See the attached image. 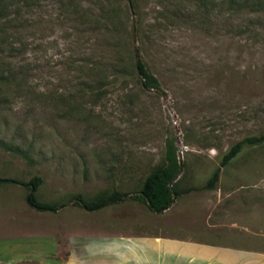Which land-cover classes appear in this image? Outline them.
Returning a JSON list of instances; mask_svg holds the SVG:
<instances>
[{"label": "rangeland", "instance_id": "1", "mask_svg": "<svg viewBox=\"0 0 264 264\" xmlns=\"http://www.w3.org/2000/svg\"><path fill=\"white\" fill-rule=\"evenodd\" d=\"M130 1L0 0V178L39 176L37 200L59 206L32 208L29 186L0 182L1 264L11 240L51 243L39 254L53 264L75 235L172 224L264 251V144L244 145L214 187L166 212L133 196L93 211L76 203L137 193L168 146L176 186L202 187L230 146L264 133V11L252 0H137L136 13ZM138 54L154 87L137 81Z\"/></svg>", "mask_w": 264, "mask_h": 264}, {"label": "crops", "instance_id": "2", "mask_svg": "<svg viewBox=\"0 0 264 264\" xmlns=\"http://www.w3.org/2000/svg\"><path fill=\"white\" fill-rule=\"evenodd\" d=\"M168 227L138 234L75 235L67 240L68 254L53 264H264V251L207 241L191 234L187 225L185 231L177 224ZM39 242L16 239L3 244L9 249L3 254L5 262L52 264L42 254L49 255L51 243L41 242L46 245L40 247Z\"/></svg>", "mask_w": 264, "mask_h": 264}, {"label": "trees", "instance_id": "3", "mask_svg": "<svg viewBox=\"0 0 264 264\" xmlns=\"http://www.w3.org/2000/svg\"><path fill=\"white\" fill-rule=\"evenodd\" d=\"M231 2L233 0H226ZM137 0H131L129 6L133 7L134 11L137 12ZM251 12L264 11V0H252L249 4ZM132 9V8H131ZM115 13V10H113ZM139 22V20H138ZM136 48L134 47V52ZM136 56V53H135ZM133 68L136 72L137 81H139L144 87H154L158 83L157 77L148 70L146 63L143 58L137 55V59L132 63ZM264 144V133L259 135H251L243 138L242 140L234 143L230 148L223 154L219 165L215 168L212 175L207 180L206 184L202 187H188L185 189H180L176 186V177L180 172V164L176 159L175 151L170 146L167 148V153L165 160L162 164L157 165L152 169V171L145 177L142 182L140 190L135 193L120 192L118 190H113L109 194L97 195L94 199L90 201H83L78 196V202L84 209L88 211H93L105 207L109 204L119 203L124 201L127 197L133 196L136 199L141 200L146 204L148 209L155 213H162L168 209L174 202L175 197L187 193L192 190L202 189V188H212L215 186L219 179L221 167L229 163L237 154L242 150L244 145H263ZM5 181H17L24 185L29 186V193L26 196V201L30 207L38 210H51L54 211L58 209L59 206L49 203H43L37 200L35 192L39 185L42 183V178L35 176L29 180L28 183L23 181L13 180L9 178H0V182Z\"/></svg>", "mask_w": 264, "mask_h": 264}]
</instances>
